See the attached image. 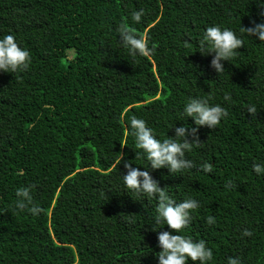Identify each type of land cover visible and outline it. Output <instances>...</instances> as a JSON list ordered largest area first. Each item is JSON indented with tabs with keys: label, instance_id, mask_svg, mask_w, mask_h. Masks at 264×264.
<instances>
[{
	"label": "trees",
	"instance_id": "obj_1",
	"mask_svg": "<svg viewBox=\"0 0 264 264\" xmlns=\"http://www.w3.org/2000/svg\"><path fill=\"white\" fill-rule=\"evenodd\" d=\"M258 13L251 0H0V38L14 35L32 57L23 71L0 72V264H158V232L170 229L150 224L155 199L124 186L119 153L144 170L130 118L146 120L159 139L174 136L195 96L228 116L199 128L203 144L187 153L197 167L150 175L178 202H200L180 234L207 242L209 264L229 255L264 264V175L252 171L264 162V42L245 37L220 77L214 54L198 51L207 27L239 34ZM121 23L147 35L150 56L120 45ZM205 162L211 173L200 170ZM229 180L235 187L226 190ZM26 185L36 186L38 216L14 210L15 190ZM244 228L253 235L242 237Z\"/></svg>",
	"mask_w": 264,
	"mask_h": 264
},
{
	"label": "clouds",
	"instance_id": "obj_2",
	"mask_svg": "<svg viewBox=\"0 0 264 264\" xmlns=\"http://www.w3.org/2000/svg\"><path fill=\"white\" fill-rule=\"evenodd\" d=\"M251 3H256L259 9L258 14L262 18L260 22L252 19L249 26L240 25L239 34L236 30L222 25L209 26L198 43V51L201 55L214 54L210 67L219 77L226 72L224 62L233 59L238 49L245 46V37L264 42V0H251ZM144 16L145 10L141 8L132 13L131 20L138 24ZM116 32L118 42L130 56H150L153 53L154 46H150L147 35L137 33L129 24L121 23L116 28ZM31 60L30 51L21 47L14 35L8 34L0 38V72L13 74L23 71L29 67ZM210 99L211 97L199 96L189 98L177 118L184 123H181L179 127L174 124L171 128L174 129V136L167 135L165 139H159L155 130L142 118L133 116L128 122L135 147L140 150L136 153V157L143 156L147 161V167H143L144 170L133 167V163L125 160L124 155L119 153L118 165L123 162L125 169V172L121 174L123 184L138 198L155 199L157 202L155 215L150 216V224H163L170 229L158 232V247L161 249L156 254L158 264H189V261L192 264H209L213 259V250L205 240L180 234L192 223L193 213L200 207V202L191 196L178 202L170 195L167 187L162 188L160 182L150 175V170L161 168H167L174 175L197 167L195 161L188 158L187 153L203 144L199 139V128L206 126L209 129H215L228 116L225 107L219 103H210ZM223 99L228 102L231 96L225 95ZM247 113L255 118L256 106L250 105ZM188 118L194 121L195 127L186 123ZM199 167L204 173L212 172V165L209 163H202ZM252 171L258 176L264 175V162H254ZM35 187V185H26L15 190L14 210L21 213L27 212L32 216H38L42 212L40 206L34 203ZM224 187L230 190L235 187V184L229 180ZM102 195L106 197L105 192H102ZM206 223L215 224V217H207ZM241 235L251 237L253 232L249 228H244ZM225 264H243V261L238 255H229Z\"/></svg>",
	"mask_w": 264,
	"mask_h": 264
}]
</instances>
